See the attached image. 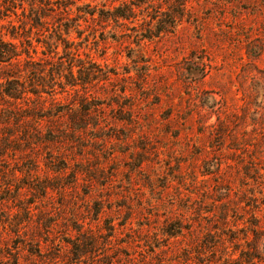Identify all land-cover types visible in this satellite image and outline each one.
<instances>
[{
	"label": "rangeland",
	"instance_id": "obj_1",
	"mask_svg": "<svg viewBox=\"0 0 264 264\" xmlns=\"http://www.w3.org/2000/svg\"><path fill=\"white\" fill-rule=\"evenodd\" d=\"M60 1L95 16L0 94V264L264 255V0Z\"/></svg>",
	"mask_w": 264,
	"mask_h": 264
},
{
	"label": "trees",
	"instance_id": "obj_2",
	"mask_svg": "<svg viewBox=\"0 0 264 264\" xmlns=\"http://www.w3.org/2000/svg\"><path fill=\"white\" fill-rule=\"evenodd\" d=\"M67 5L68 4L62 1L57 2V0H0V66L3 65L9 69L18 70L17 76H15L17 79H10L9 77L12 76H10L8 72L0 75V80H3L0 81V94L11 99H17L22 93L28 90L22 78H24L23 75L27 71L30 74L33 71L32 69L30 71L29 69L26 70L27 68H21L19 70L16 66L21 62H24V64L36 62V60H33L30 53L31 49L33 54L37 53L36 48L33 47L31 42V34L33 32H36L39 36L35 41L38 43L40 41L44 42L43 44H45V47L47 46V50H57L60 43L66 48H70V43H72V41L66 36L70 31V27L72 26L76 32L80 33L81 24L79 20L82 18L81 15L88 14L91 18L95 16V8L86 3L77 7V11L82 12L81 15L70 17ZM119 10L120 9L116 10L113 14L115 19L116 17H128L126 12H120ZM49 27H51V31L57 30L54 36L52 32L43 33V31H50ZM62 27H64V30H62ZM44 53L45 52L42 51V54ZM72 66L71 63L68 75L63 74V77L67 79L68 85L74 86ZM36 70L40 74L44 72V70L41 69ZM54 73L57 77H61L59 71H52L49 75H54ZM18 78L22 81L19 82L20 80H18ZM68 78H70L71 81ZM39 91H36L34 94H37ZM255 225L256 227L258 226L257 224ZM259 231L258 229L252 230L255 234L253 242L258 238L257 235H259ZM235 251L238 252V255L233 258L232 254ZM226 256L227 262L233 260L232 264H264V255L261 254V252L258 251V247L255 246L249 245L241 249L235 248L231 253H226ZM221 264L224 263L222 262Z\"/></svg>",
	"mask_w": 264,
	"mask_h": 264
}]
</instances>
